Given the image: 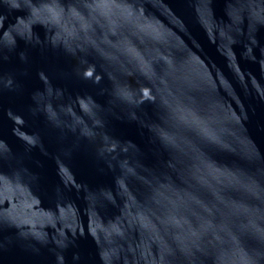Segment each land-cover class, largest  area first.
Segmentation results:
<instances>
[{"label": "water", "instance_id": "95a60500", "mask_svg": "<svg viewBox=\"0 0 264 264\" xmlns=\"http://www.w3.org/2000/svg\"><path fill=\"white\" fill-rule=\"evenodd\" d=\"M0 264H264V0H0Z\"/></svg>", "mask_w": 264, "mask_h": 264}]
</instances>
